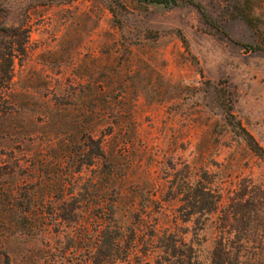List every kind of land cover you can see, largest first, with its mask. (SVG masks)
Returning a JSON list of instances; mask_svg holds the SVG:
<instances>
[{
  "label": "rangeland",
  "instance_id": "rangeland-1",
  "mask_svg": "<svg viewBox=\"0 0 264 264\" xmlns=\"http://www.w3.org/2000/svg\"><path fill=\"white\" fill-rule=\"evenodd\" d=\"M119 1L125 9L115 18L110 8ZM191 1L205 16L190 2L0 0V46L15 50L16 40H25L23 54L12 58L10 83L0 88L11 104L0 114V255L6 251L10 264H92L95 211L87 217L78 210L77 224L54 226L61 207L68 212L72 204L55 175L70 172L76 200L90 207L96 201L89 181L96 163L64 158L62 148L82 138L75 133L71 141L70 127L55 122L79 116L78 97L67 96L70 83L77 94L89 87L111 96L112 107L126 113L117 132L129 131L122 163L142 191L133 200L137 207L147 204L148 191L156 189L159 198L174 191L182 164L199 175L207 170L220 206L179 223L196 264H264V157L230 130L218 107V91L224 92L264 148V0ZM53 95L74 105L58 106ZM15 158L22 167L17 175ZM36 177L46 189L37 200L42 215L22 220L18 198L33 184L21 181ZM11 191L13 206L3 199ZM176 204L153 211L162 227L173 229ZM138 243L112 264H151Z\"/></svg>",
  "mask_w": 264,
  "mask_h": 264
},
{
  "label": "trees",
  "instance_id": "trees-1",
  "mask_svg": "<svg viewBox=\"0 0 264 264\" xmlns=\"http://www.w3.org/2000/svg\"><path fill=\"white\" fill-rule=\"evenodd\" d=\"M136 1L144 4H161L165 7L175 6L178 2H190L205 16L203 9L191 0ZM119 9H125L122 1H119L116 7L110 8L113 17L116 18L118 16L117 10ZM24 43L25 40L21 38L16 40L17 47L15 50L0 46V88H7L10 83L12 78L10 68L12 58L16 54H23ZM243 45L254 50L260 48L258 45ZM69 85L70 90L67 96L70 98L78 97L79 103H76L81 108L79 109V116H71L69 113L68 119H59L55 122L59 125L64 121L70 127L71 141H73L75 133L80 134L82 144L70 149L64 147L62 148L64 149L62 153L65 156L64 158L66 156L71 158L74 164L90 166L96 163L98 168L96 174L93 179H89L90 185L95 187L94 197H96V201L93 207L81 204V201L76 200V196L72 191L74 186L78 187L73 174L69 172L55 175V184L58 187V191L69 195L72 204L68 212L67 210L63 211L65 209L61 207L62 211L57 215L60 220H57L54 226L58 228L63 223L72 226V224H77L78 210H83L85 215L87 212V217L90 211L94 210L96 233L94 245L92 246L93 251L91 250L90 254V262L92 264H112L118 258L127 257L138 246L139 240H141L140 251L145 262H152L151 264H196L193 256V243L191 240L186 239L187 231L181 229L179 223L192 222L196 213L207 216L211 212H215L220 206L222 196L215 193L210 187L207 170H203L199 175L187 164H182L177 169V183L174 191H172L171 187L160 198L156 196V193H153L156 192V189L152 192L148 191L147 204L137 207L133 200L138 195H141L142 191L139 190L133 176L128 172L130 167L127 166L126 169H123L122 163V161H125L123 156L126 155L130 144L129 131L123 132L121 129V133L118 134L117 132L120 129L118 127L119 122H123L122 120L125 118L126 113L122 110L114 109L111 102L107 99L109 96L107 95L106 97V95L101 94L102 92L96 93L87 87L85 91H82V94H77V88L73 87L72 83ZM76 85L79 86V84ZM59 97L63 96L53 95L55 100H58L57 98ZM218 97L220 100L218 102V107L221 110L220 117L224 123L227 124L232 132L245 140L253 153L264 157V148L245 129L233 113L232 99L225 95L224 92L221 93L219 91ZM55 104L58 106L74 105L72 101L63 100L55 101ZM9 106H11L9 96L1 92L0 114L7 112L8 108H10ZM108 138L113 139H110V145ZM118 139H120V142ZM69 153L73 155H69ZM18 161L17 159L15 160V175L19 174L22 168ZM66 180H68L67 184L71 187L68 190L65 189ZM21 182L33 184L26 193L21 194L23 200L18 198L22 211L21 218L27 221L32 216L39 217L42 215L39 211L37 200L44 195L46 189L41 177L33 178L30 181L24 179ZM17 186L22 185L20 183ZM129 196L132 198L130 204L122 206L124 199ZM3 199L13 206L15 192H9ZM169 201L177 203L174 207L176 212L174 217H176L177 222L175 221L173 229H170L171 227H162L158 222V217L153 215V211L160 212L164 209V202ZM45 229L46 227H43V230ZM141 232L142 234L140 235ZM121 254L122 257H119ZM148 256H151L152 259H146ZM0 264H10L9 255L6 251H3L0 255Z\"/></svg>",
  "mask_w": 264,
  "mask_h": 264
}]
</instances>
